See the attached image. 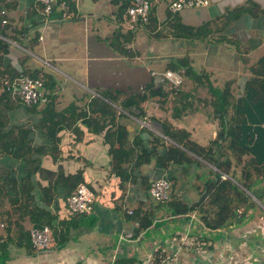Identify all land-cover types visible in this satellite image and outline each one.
I'll return each instance as SVG.
<instances>
[{
	"label": "crops",
	"instance_id": "0c3cea01",
	"mask_svg": "<svg viewBox=\"0 0 264 264\" xmlns=\"http://www.w3.org/2000/svg\"><path fill=\"white\" fill-rule=\"evenodd\" d=\"M169 1L151 0L148 15L153 19L144 28L131 31L126 29L124 20L128 0H71L75 15L68 19H61L58 9L46 18L41 17L36 0H0V15L5 18L1 25H6L0 39L8 44L4 62L18 72L21 68L36 69L40 74L50 75L54 82L51 91L45 86L42 90L52 96L54 111L66 112L67 119L56 133L59 138L56 160L52 162L46 156L42 162L45 168L61 175L79 171L82 182L94 194L92 212L75 218L65 207V188L58 184L48 209L55 217V230L64 231L68 240L61 246L53 242L51 247L40 251L11 245L10 258L4 264H247L245 254L253 256L251 264H261L254 258L263 249L264 241V230H259L264 228V219L257 212L244 224L206 229L194 212L174 215L170 200L154 203L147 194L149 182L165 174L171 182L170 195L189 205L197 200L200 181L195 175L202 170L190 167L183 172L179 166H159L167 141L154 127L141 123H149L153 117L156 120L150 124L161 127L158 121L165 120L188 131L197 143L206 145L214 139L218 124L210 104L196 99L182 108V103H169V95L153 97L151 100L158 106L150 108L151 100L142 104L144 119L117 109L126 117L119 119L116 115L115 125L125 126L127 142L134 148L135 157L141 148L149 152L143 157L147 160L136 165L134 161L121 162L122 173L115 170V152L107 153L103 132H94L96 124L88 125L81 117H70L80 111L88 112L89 100L99 98L102 89L128 94L152 84V88L162 86L168 91L170 86L163 73L169 70L165 66L182 57L187 58L195 71L206 73L209 83L222 95L242 91L243 81L249 75L248 65L264 54V17L243 14L228 24L221 17L247 3L264 9V0H208L204 7L177 13L168 10ZM182 28H203L206 35L200 39L187 36ZM117 47L123 53L115 50ZM173 73L182 79L178 84L180 92L210 100L207 87H195L180 73ZM220 79L237 80L236 85L242 82L241 88H229L228 83L223 86ZM175 109L181 111L173 117ZM153 110L150 115L148 111ZM230 116L231 109L227 111V119ZM7 118V128L29 124L33 145L50 146L51 141L42 139L38 119L22 105L8 111ZM112 130L115 148L116 127ZM2 167L22 179V162L0 153ZM36 178L32 194L35 204L41 206ZM8 212L7 220L0 218V235L7 231L17 242L18 230L28 232L33 222ZM140 219L146 222L145 227L139 226Z\"/></svg>",
	"mask_w": 264,
	"mask_h": 264
},
{
	"label": "trees",
	"instance_id": "16d2710c",
	"mask_svg": "<svg viewBox=\"0 0 264 264\" xmlns=\"http://www.w3.org/2000/svg\"><path fill=\"white\" fill-rule=\"evenodd\" d=\"M65 2L73 17L75 15L73 2L71 0H65ZM243 14L264 17V9L254 3H247V5L234 7L221 19L224 24H228ZM151 19L153 18L148 15V23ZM2 20L5 21V18L0 15L1 34L6 27L1 25ZM182 30L187 36H195L198 39L206 35V30L203 28L197 30L182 28ZM115 50L123 53L122 48L117 47ZM7 53L8 44L0 39V153L8 154L11 159L22 162L23 177L18 180L13 174L11 175L9 169L0 168V204L5 201L10 206L0 215L7 220L8 210H10L13 214L18 213L17 218L27 217L32 220L33 227L48 226L52 230L54 243L61 246L68 237H65L64 231L55 230V217L49 213L48 209L54 190L59 184L65 188L64 194L69 195L77 184L86 185L82 182L79 171L61 175L58 171L54 172L45 168L42 162L46 156L52 162L56 160L58 154L56 142L59 140L56 133L61 129L60 124L67 119L64 115L66 112L54 111L52 96L44 91L45 102L21 104L4 82H10L20 75L42 78L43 87L45 86L49 91H51L50 85L54 82L50 75L40 74L36 69L29 71V69L21 68L18 72L4 62V55ZM22 66L23 61H20V67ZM165 67L166 70L180 73L195 87H207L211 92L210 100L194 97L190 93H182L178 90V85L172 86L166 81L170 86L168 91H164L162 86L152 88V84L128 94L102 89L98 92L99 98L94 97L89 100L88 112L80 111L76 115L70 114V117L76 119L81 117L83 123L88 125L96 124L94 132H103L102 140L107 145V153L115 152V170L122 173L123 170L119 169L121 162L127 164L134 161L133 165H136L141 160H147L143 157L148 156L149 152L146 148H141L138 156L135 157L134 148L127 142L125 126L119 123L115 125L116 115L119 119L126 117L120 111H125L136 119H144L145 112L142 104L153 97L165 98L170 94H172L171 104L173 105L174 101L182 103V108L189 107L187 105H191L196 99L198 102L210 104L218 124L214 139L206 145L191 139L190 133L185 129L177 128L165 120L158 121L161 124L163 137L167 141L158 165L179 166L183 172L190 167L202 170L200 174L195 175L200 181L197 188V200L188 205L180 202L173 195L169 201L170 208L174 215L194 212L204 228L213 230L229 224H244L252 219L254 212L264 219V183H262L264 182V54L248 65L249 75L243 81L242 94L234 101L229 100L230 94L222 95L221 91L213 88L207 79V74L195 71L185 57L170 60ZM18 105H22L30 115H35L42 139L51 141L50 146L33 145L32 139L29 138L31 128L27 123L6 127L7 112ZM229 109H231V116L227 119ZM180 111L175 109L173 117L179 115ZM155 120L153 117L149 118L150 122ZM114 126L117 132L115 148L112 130ZM244 155H248V158L242 160ZM35 177H37L35 184L41 195V206L35 204L32 194L35 187L32 183ZM41 180L45 181L44 184ZM237 210H240V213H237ZM132 216H135L134 212ZM14 222L18 223L16 220ZM139 226L145 227L146 222L140 219ZM3 235H0V264H4L10 258L11 245L22 247L27 251L32 250L27 231L18 230L17 242L16 238H11L7 231Z\"/></svg>",
	"mask_w": 264,
	"mask_h": 264
},
{
	"label": "built area",
	"instance_id": "2783aa9c",
	"mask_svg": "<svg viewBox=\"0 0 264 264\" xmlns=\"http://www.w3.org/2000/svg\"><path fill=\"white\" fill-rule=\"evenodd\" d=\"M38 10L41 17H48L55 9L59 11L61 19L71 17V12L65 0H36ZM151 0H129L125 9V24L128 30H137L144 28L148 23V13ZM208 4V0H170L168 10L171 13H177L183 9L194 7H204ZM5 21L2 20L1 23ZM174 73L165 71L163 76L173 85H178V81L174 80ZM176 76V75H175ZM11 93L23 105H31L45 102L43 95L42 78H32L26 75H20L10 82H4ZM145 126V122L141 123ZM171 190V182L168 177L163 174L149 182L147 194L154 203H164L169 200ZM94 194L86 185L79 183L74 191L64 198V204L71 216L79 217L88 215L93 209ZM130 213V212H128ZM240 213V210H237ZM191 217H194L191 215ZM1 227V226H0ZM29 241L34 251L45 250L53 245L54 238L52 230L48 226L31 227L28 230Z\"/></svg>",
	"mask_w": 264,
	"mask_h": 264
},
{
	"label": "rangeland",
	"instance_id": "374dc122",
	"mask_svg": "<svg viewBox=\"0 0 264 264\" xmlns=\"http://www.w3.org/2000/svg\"><path fill=\"white\" fill-rule=\"evenodd\" d=\"M242 57V60H244L245 59V56H241ZM241 59H240V61H242ZM178 75V76H177ZM176 76L174 75V80H177L179 83L178 84H180V82H182V79H180V77H179V74H177ZM178 77V78H177ZM167 80V82L170 84V85H172L173 86V83H171L168 79H166ZM181 80V81H180ZM219 82H222L223 84V86L224 85H226V83H228V84H230V86H229V88H232V89H234V88H241V84H242V82L241 83H239L238 82V85H236L235 83L237 82V80H233V79H230V80H227V81H225V80H219ZM233 83V84H232ZM221 84V83H220ZM179 86V85H178ZM231 91V90H230ZM236 92H237V95H231V93H230V96L231 97H229V100L231 101H234V99H236V98H238L239 97V95L238 94H242V91H240L239 93H238V91L236 90ZM193 96L194 97H197L195 94H193ZM235 96H237L236 98H235ZM167 100L169 101V103H170V101L172 100V94H170L168 97H167ZM149 103V102H148ZM151 103H153V105L150 107V108H152V107H154L155 109L157 108V106H158V103L156 102V101H154V100H151L150 101V104ZM149 112V114L150 115H152L153 113H154V110L153 111H148ZM145 127H147L148 126V128H150L151 127V124H150V122L148 123V122H146L145 121ZM205 130H206V128H205ZM248 158V155H244V159H247ZM242 160H243V158H242ZM236 169H238V167H236ZM33 193H34V191H33ZM171 198H172V195H170V197H169V200H171ZM166 203V202H165ZM8 205V203L7 202H3V204H0V212L2 211V210H7L8 208H9V205ZM2 217V216H1ZM0 217V218H1ZM254 218V215H252V219ZM251 219V220H252ZM255 225H257V224H255ZM262 225V224H261ZM264 225V224H263ZM259 230H264V228L263 229H259ZM263 233H264V231H263ZM262 248L263 249H261V252H260V254L259 255H256L254 258H255V261H258V262H260L261 264H264V242H263V245H262ZM247 256V259H246V262H247V264H251V263H254V261H252L251 259V257H253V256H251V254H245V256H244V258Z\"/></svg>",
	"mask_w": 264,
	"mask_h": 264
},
{
	"label": "water",
	"instance_id": "95a60500",
	"mask_svg": "<svg viewBox=\"0 0 264 264\" xmlns=\"http://www.w3.org/2000/svg\"><path fill=\"white\" fill-rule=\"evenodd\" d=\"M151 126L159 131L160 136H163V132H162V129H161L160 125L153 123V124H151ZM255 202L259 205V203L256 200H255Z\"/></svg>",
	"mask_w": 264,
	"mask_h": 264
}]
</instances>
